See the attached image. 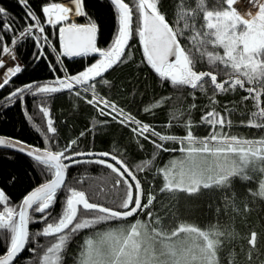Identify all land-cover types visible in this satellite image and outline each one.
<instances>
[{
    "label": "snow or ice",
    "instance_id": "6c2138e0",
    "mask_svg": "<svg viewBox=\"0 0 264 264\" xmlns=\"http://www.w3.org/2000/svg\"><path fill=\"white\" fill-rule=\"evenodd\" d=\"M26 11V17L32 21H37L39 17L30 8L28 0H17ZM238 0H216L222 7L220 10H204L202 17L198 13L182 15L177 20L169 21L167 14H162L158 10V4L150 0H139L136 16L139 21L136 31L139 41L143 46V54L147 65L161 79H167L177 90L183 87H190L193 90H199L206 95L212 91L209 97V109H204L199 125L193 124L191 120L183 126L185 134L183 136L170 135L166 132L157 131L155 126L142 122L131 113H125V109L118 107L108 98H102L97 91L96 78H100L103 73L122 62V56L125 54L126 45L132 33L133 13L129 3L124 0H110L118 13V33L108 50H101L96 47V29L95 22L89 21L87 25H77L71 23L67 27L60 28V40L63 48V54L69 57L88 55L90 53H99L101 59L93 63L84 71L77 75H71L64 79H58L56 82L59 87L49 85L28 84L22 87H15L6 98L11 102L17 97L18 93L35 88L36 93H57L62 90L72 91L75 86H81L84 92L91 90L92 97L86 99V103L94 105V102L102 100L103 107H100V113L112 117L114 122L122 126H132L131 131L136 137H142L149 140L155 148L163 151H176L175 148L165 147V141H172L179 144L187 142L186 146L179 151L185 153L182 160H173L157 172L162 173L163 183L159 188L161 194L168 193L175 198L178 191L186 192L189 195L197 194L201 189L208 190L212 188H222L231 190L233 178L239 177L241 180H250L253 177L248 174L251 169L256 176L264 174V167L255 169L254 165L259 161L264 165V139L248 140L239 139L226 132L210 131L209 135L203 138H197L192 132V127L207 125L209 129L219 127L224 129L231 127L232 122L227 115H223L214 107L217 101L214 97L220 93H227L230 90L246 91L247 95L243 97L245 102L251 100L253 107L258 111H252V117H259L264 120V91L257 90V84L264 87V2L259 0H247L258 8L255 16L244 19L238 13L234 5ZM74 5L77 16L85 15L82 12V0H70ZM204 4L205 0H199ZM190 6V5H189ZM72 8L64 7L60 4L52 3L42 8V12L49 17L48 23L67 21L68 13ZM184 20V26L180 31L174 27L179 20ZM10 17L6 14V9L0 7V90L7 87L12 78L21 72L19 66L7 67L3 59L4 55L10 56V62H15V55L5 44V33L11 31L15 33L12 23L6 21ZM189 20L191 22H189ZM199 20V23L197 21ZM25 27L21 36L28 34L31 36L33 27ZM185 30L195 31L196 35L191 38L193 44L197 43L199 47L185 48L181 44ZM41 33L43 27H39ZM67 34V36L65 35ZM40 39V37H37ZM47 42V37H43ZM12 43L16 40L13 38ZM209 44L213 51L201 52V48ZM215 49H222V54ZM206 53V61L204 55ZM174 57V59H170ZM221 65L219 73L228 76V79L220 81L218 72L215 70L196 71L200 64ZM7 67V72L2 70ZM230 69L231 71H225ZM99 84L110 87L106 79L99 80ZM246 85H249L246 87ZM77 97L81 96L79 90L75 92ZM23 99V95L19 96ZM4 106H7L5 104ZM162 106V105H160ZM195 104L191 105L194 109ZM110 109L107 113L105 109ZM145 113L149 108L143 109ZM225 112H228V106H225ZM41 112L45 117L49 115L47 109L42 108ZM230 114V113H229ZM32 119V117H29ZM243 124V121H241ZM47 132L56 133L57 129L53 126L51 119L47 122ZM134 125V126H133ZM244 126L264 128V123L249 122ZM81 136L84 135L82 132ZM44 141L46 147L41 150L38 147L26 144L23 141L0 137V146L18 151L27 155L34 161V167L38 168L39 173L45 178L39 186L35 187L23 196L19 205V211L16 208L8 206L10 197L3 189H0V264H15L23 252L27 249L31 241L37 237H50L55 242L48 241L51 246L44 245L46 252L41 257L40 252L44 250L37 249L35 245L30 250V256L20 262V264H58L68 257L65 248L66 244H71L73 239L81 232L88 231L90 236L86 237L82 244H77L79 249L77 260L74 264H221L220 250L223 247L222 239H234L237 233L234 231L220 230L217 225H209L206 229L197 226H187L185 223L177 224L178 216L175 211L169 213L167 217H161L155 210L157 196L152 189H145L143 182L138 179L131 166L116 154L110 152L92 153L80 152L75 150L78 140L73 139L63 147L58 146L56 137L45 135ZM157 141H160L158 143ZM56 142L57 149L47 147V144ZM142 147V145H140ZM100 157L110 158L114 163H108L106 159L81 160L78 157ZM200 159H197V157ZM238 157V159H234ZM156 158L153 154L151 160L144 161L143 168L137 169L144 171L147 166ZM97 163L106 166L111 172L116 173L119 179L116 184L127 185L119 203L116 206H105L102 203L90 202V197L83 190H77L75 187L66 183V173L73 166L81 163ZM65 195L60 196L61 192ZM253 196L264 198V181L259 182V190H249ZM59 198L61 203V213L53 215L52 209L55 207ZM237 194L232 191L231 198L225 196V206L231 207L234 214L244 215L250 211L245 203L243 209L235 204ZM82 206V211L78 214V208ZM30 210L32 215H30ZM221 210L218 208L217 212ZM143 214L149 218V221L135 220L128 223V219ZM91 215V218L82 219V216ZM38 216V219L36 218ZM18 217V219H17ZM165 220L171 222L165 224ZM52 221V222H49ZM31 223H43L42 230H37L31 234ZM244 223L247 224L245 216ZM107 225L106 231H101L103 226ZM251 227V225H247ZM180 233L196 234L202 238V243L196 242L186 246L185 240L174 239ZM264 236V233H258L253 230L248 237H242L247 240L250 246L248 250L249 264L252 256H257L261 252L257 249L258 237ZM243 251V249H242ZM231 264H236L231 259Z\"/></svg>",
    "mask_w": 264,
    "mask_h": 264
},
{
    "label": "trees",
    "instance_id": "16d2710c",
    "mask_svg": "<svg viewBox=\"0 0 264 264\" xmlns=\"http://www.w3.org/2000/svg\"><path fill=\"white\" fill-rule=\"evenodd\" d=\"M61 0H28L30 8L39 17V25L44 28L43 37H47V42L38 40L35 35L25 36L18 40L14 46L13 53L19 60L21 72L12 78L11 83L0 90V135L13 137L34 146L45 148L44 136L56 137L58 146L63 147L66 143L73 139L78 140L75 146L76 151L90 152L103 151L116 154L118 158H122L131 166L132 170L137 175L138 179L143 182L145 189L154 190L157 200L155 210L161 217L169 216V213L175 211L178 216L177 224L185 223L187 226H197L201 229H206L209 225H217L220 230L234 231L237 233L234 239H222L223 247L219 252L221 264H231V259H234L236 264H249L248 250L250 246L247 240L242 237L250 236L251 231L255 230L258 233H264V198L253 196L250 189L259 190V182L264 181V174L256 176V174L248 171V174L253 178L250 180H241L239 177L233 178L231 190L222 188H212L208 190L201 189L197 194L189 195L186 192L178 191L175 198L169 196L168 193L161 194L159 188L163 183L162 173H158V168H163L173 160H182L185 153L179 151L180 146L184 144L175 143L172 141L163 142L168 149L175 148L176 151H163L154 147L149 140L154 139L149 137V140L138 138L131 131V126H122L114 122L111 117L101 114L94 106L86 103V99L90 97L82 95L77 97L74 91H60L57 93H36L35 88L25 90L23 93H18L16 98L8 102L6 98L11 92L15 91V87H23L28 84L34 85H52L56 78L62 77L63 72L56 62L62 61L64 69L71 75H77L84 71L88 66L98 60V56L86 55L83 57L69 59L58 54L51 55L47 46L53 43L58 45V25L46 24L42 14V4H48ZM129 3L130 8L134 10L133 26L131 39L125 54L122 56V62L113 66L108 72L100 78H96L97 91L101 96L110 99L121 108H124L129 113L143 122L155 126L157 131L166 132L170 135L183 136L185 134L184 124L191 120L193 124L199 125L204 109H209V97L212 96V91H209L207 96L199 90H193L190 87H183L177 90L171 85L167 79H161L154 70L147 65L144 58L139 36L136 31L139 23L136 16L137 0H124ZM152 3L158 4V10L162 14H167L169 21L177 20L178 15L182 11V15L195 11L198 7L199 0H150ZM211 0H205L206 5H209ZM45 3V4H44ZM190 5V6H189ZM0 7L6 9L7 16L15 28V33L8 31L5 33V44L9 46L15 37L25 26L32 24L30 18L26 17V11L17 0H0ZM84 13L82 17H78V22H95L97 25V44L99 47L108 50L118 33V13L114 6L108 0H83ZM177 31H180L179 23L174 25ZM188 33L189 31L186 30ZM185 31L184 36L187 38L181 39V44L185 48L199 47L197 43L193 44L191 38L196 35L193 31L188 34ZM192 34V35H191ZM213 51L211 45L205 44L201 48V52ZM223 51L222 49H215ZM3 59L6 63L9 62L10 56L4 55ZM206 61V53L204 55ZM7 67H10L7 64ZM7 67L2 71L7 72ZM221 65H208L207 63L197 66L196 71L215 70L218 72V78L222 82L228 79V76L219 73ZM231 71V70H230ZM221 76V77H220ZM224 78V79H223ZM106 79L109 81L110 87L99 84V80ZM249 85H246V87ZM76 87V86H75ZM78 87V86H77ZM257 90L264 91V87L257 84ZM83 89V88H81ZM23 94V99L19 96ZM247 95L246 91L230 90L227 93L217 94L214 99L218 103L214 105L217 111L223 115H227L232 122V126H226L224 129L219 127L209 129L205 124L203 126L192 127V132L196 137H205L210 131L226 132L239 139L260 140L264 139V128L247 127L248 121L253 123H264L259 117H252V111H258L253 107L251 100L245 102L243 97ZM264 99V98H262ZM103 104L102 100L98 101ZM7 104V106H4ZM195 104L194 109L191 105ZM162 105V106H160ZM225 106H228L229 111L225 112ZM150 109L145 113L143 109ZM47 109L49 115L45 117L41 109ZM230 113V114H229ZM32 117V119H29ZM51 119L53 126L57 129L56 133L47 132V122ZM243 121V124L241 123ZM84 133L81 136V133ZM160 143V141H157ZM142 145V147H140ZM47 147L53 150L57 149V143L52 142L47 144ZM156 153V158L152 161L147 169L138 171L143 168L144 161L151 160L153 154ZM103 157H78V159L97 160ZM106 159V158H103ZM238 159V157H234ZM108 163H113L106 159ZM34 161L27 155L7 149H0V189H3L10 197L8 206L18 208V205L23 196L36 185L45 181L39 173L38 168L34 167ZM264 167L259 161L254 165L255 169ZM119 179L116 173L111 172L106 166L97 163H81L73 165L66 173V183L75 187L77 190H83L90 197V202L102 203L105 206H116L119 203V198L123 196L127 185L116 184ZM237 194L235 204L241 209L245 203L250 208V211L244 215L234 214L231 207L225 206L224 197L231 198V192ZM65 195L61 192L60 196ZM221 211L218 213L217 209ZM0 210H3L0 207ZM53 215L61 213V203L58 201L55 207L51 210ZM82 208L78 209V214ZM32 215V212H30ZM245 216L247 224L244 223ZM38 219V216L36 217ZM82 219L91 218V215L82 216ZM135 220L149 221V218L143 214L129 218L128 223ZM52 222V221H49ZM170 220H165L164 223H170ZM247 225H251L248 227ZM46 226L43 223H31V234L37 230H42ZM107 225L103 226L101 231H106ZM91 233L83 231L79 233L71 242L66 244L65 248L69 258L63 259L58 264H74L77 260L79 249L77 244H82L83 240L90 236ZM186 246L193 243H202V238L196 234L180 233L178 240H185ZM55 242L50 237H37L35 241H31L27 249L23 252L15 264H20L22 260L30 256V250L35 245L39 250L42 247L43 251L40 256L46 252V247L51 246L48 241ZM243 249V251H242ZM257 249L261 252L259 256L255 253L252 256L251 264H264V236L258 237ZM0 251H3L0 248Z\"/></svg>",
    "mask_w": 264,
    "mask_h": 264
},
{
    "label": "rangeland",
    "instance_id": "374dc122",
    "mask_svg": "<svg viewBox=\"0 0 264 264\" xmlns=\"http://www.w3.org/2000/svg\"><path fill=\"white\" fill-rule=\"evenodd\" d=\"M259 2H264V0H259ZM251 5V4H250ZM250 5L248 4L247 6H249L250 7ZM252 7H253V5H251ZM221 5L220 4H217L216 3V0H211V2L209 3V5H206V4H199L198 5V7H197V9L195 10V11H190V13H188V12H186L188 15H189V17L191 16V14H193L194 12L195 13H198L199 14V16H201L202 17V12L204 11V10H220L221 9ZM256 12L258 11V8L255 10ZM256 12L254 13V15L253 16H255V14H256ZM182 11L180 12V14L178 15V17H177V19H179V17L180 16H182ZM68 21H75V19L74 20H67V21H63V22H60V23H58V25H62V24H65L66 22H68ZM184 20H179V25H180V29H182L183 28V26H184ZM189 22H191L190 20H189ZM197 23H199V20L197 21ZM32 25H37L36 27H33V29H32V34H31V37H32V35H35L36 37L35 38H37V37H40V39H38L39 41L42 39V37H43V35H44V33L45 32H43V33H41L40 31H39V27H41L39 24H37L36 22H33L32 23ZM27 27V26H26ZM186 31V30H185ZM24 32V31H23ZM187 32V31H186ZM190 32L191 31H189V33L188 34H190ZM194 33H195V31H193ZM196 34V33H195ZM192 35V34H191ZM25 36H28V34H24L23 35V37H25ZM22 37V38H23ZM22 38H20V39H22ZM20 39H18V40H20ZM16 40V43H17V39H15ZM15 43V44H16ZM15 44H12V42H11V44L8 46L10 49H12V52H14L13 51V49H14V46H15ZM217 51H219L221 54H222V52L223 51H220V50H217ZM14 54V53H13ZM16 57V56H15ZM19 60H18V58L16 57V59H15V62L14 63H12V62H10V59H9V62L8 63H6V64H8L10 67H15V66H19ZM225 71H230V69H227V70H225ZM80 88H82L81 86H79ZM91 98V97H90ZM94 106L100 111V107H103L102 105H99L97 102H94ZM108 111H110L109 109H105V112L107 113ZM106 115V114H105ZM108 116V115H107ZM109 117H111V116H109ZM112 118V117H111ZM249 122H252V121H248L247 123H249ZM253 123V122H252ZM183 147H185V146H180L179 147V149L180 148H183ZM178 149V150H179ZM197 159H200V157L198 156L197 157Z\"/></svg>",
    "mask_w": 264,
    "mask_h": 264
},
{
    "label": "bare ground",
    "instance_id": "6f19581e",
    "mask_svg": "<svg viewBox=\"0 0 264 264\" xmlns=\"http://www.w3.org/2000/svg\"><path fill=\"white\" fill-rule=\"evenodd\" d=\"M52 3H56V4H60V5L64 6V7L72 8V11L68 13V19L67 20H74V19L76 20L77 17H80V16H77L76 15L75 9H74V5L72 3H70V0H61V1H57V2L54 1ZM52 3L45 4V5L42 6V8L44 6H48L49 4H52ZM247 5H248L247 0H238V2L234 5V7L238 11V13L244 19L251 18L254 15V13L256 12L255 10L257 9V7H255V6L252 7L249 4L250 5V7H249ZM81 10H82V12H84L83 7H82ZM42 14H43V16L45 18L46 24H49V25H58V23H60V22H57L56 24H50V23H48L49 17L46 14H44L43 12H42ZM78 23H84V22H78ZM60 26H62V25H60Z\"/></svg>",
    "mask_w": 264,
    "mask_h": 264
},
{
    "label": "water",
    "instance_id": "95a60500",
    "mask_svg": "<svg viewBox=\"0 0 264 264\" xmlns=\"http://www.w3.org/2000/svg\"><path fill=\"white\" fill-rule=\"evenodd\" d=\"M108 1H110V0H108ZM125 2V1H124ZM137 2L139 3V0H137ZM151 2V1H150ZM71 23H76L77 25H87L89 22H86V23H77V22H66L65 24H62V26H60L59 27V30H58V38H59V41H60V43H61V40H60V28L61 27H67L69 24H71ZM66 36H67V34H65ZM130 39H131V35H130V37H129V41H130ZM140 42V41H139ZM95 43H96V47H98L99 49H101V50H106V49H104V48H102V47H99L98 45H97V29H96V41H95ZM128 44H129V42H128ZM140 46H141V49H142V52H143V46H142V44L140 43ZM127 47H128V45H126V48H125V51H126V49H127ZM61 48H62V44H61ZM62 50H63V48H62ZM88 55H97V56H100L99 55V53H90V54H88ZM144 55V54H143ZM67 56V55H66ZM82 56H85V55H81V56H74V57H69V56H67L68 58H78V57H82ZM170 59H174V57H170ZM110 70V69H109ZM109 70H107L106 72H108ZM105 72V73H106ZM105 73H103L102 75H104ZM56 87H59V86H56ZM23 88V87H22ZM62 91H68V90H62ZM0 137H4V138H9V139H15V138H13V137H8V136H4V135H0ZM16 140H18V139H16ZM20 141V140H19ZM26 144H28V143H26ZM28 145H31V146H34V145H32V144H28ZM35 147H38V146H35ZM38 148H40L41 150H43L44 148L43 147H38ZM0 149H7V150H10V151H14V152H18V151H15V150H13V149H9V148H6V147H4V146H0ZM90 152H92V153H96V154H99V153H104L103 151H90ZM19 153V152H18ZM87 153V152H86ZM23 155H25V154H23ZM85 157H88V156H85ZM92 157H100L99 155H94V156H92ZM103 158H106V157H103ZM106 159H108L109 161H111V162H113L110 158H106ZM114 163V162H113ZM45 182V181H44ZM41 184V183H40ZM40 184H38V185H36L35 187H37V186H39ZM35 187H33L32 189H34ZM31 189V190H32ZM31 190H29V191H31ZM28 191V192H29ZM27 192V193H28ZM26 193V194H27ZM25 194V195H26ZM22 202V199H21V201H20V203ZM20 203H19V205H20ZM19 205H18V208L16 209L17 211H19ZM79 208H82V206H80ZM78 208V209H79ZM30 212H31V210H30ZM17 219H18V217H17Z\"/></svg>",
    "mask_w": 264,
    "mask_h": 264
},
{
    "label": "built area",
    "instance_id": "2783aa9c",
    "mask_svg": "<svg viewBox=\"0 0 264 264\" xmlns=\"http://www.w3.org/2000/svg\"><path fill=\"white\" fill-rule=\"evenodd\" d=\"M60 69H61V66H60Z\"/></svg>",
    "mask_w": 264,
    "mask_h": 264
},
{
    "label": "flooded vegetation",
    "instance_id": "af4514ba",
    "mask_svg": "<svg viewBox=\"0 0 264 264\" xmlns=\"http://www.w3.org/2000/svg\"><path fill=\"white\" fill-rule=\"evenodd\" d=\"M21 94V93H20ZM23 95V94H22Z\"/></svg>",
    "mask_w": 264,
    "mask_h": 264
}]
</instances>
